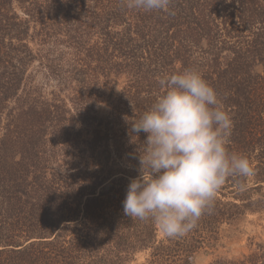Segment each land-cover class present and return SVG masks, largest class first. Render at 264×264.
<instances>
[{"label": "trees", "instance_id": "obj_1", "mask_svg": "<svg viewBox=\"0 0 264 264\" xmlns=\"http://www.w3.org/2000/svg\"><path fill=\"white\" fill-rule=\"evenodd\" d=\"M36 60L50 93L27 75ZM185 69L218 94L227 148L255 175L229 177L190 232L159 238L123 213L146 139L130 128L158 79ZM247 214L264 216V0H0V264H196ZM207 264H264V240Z\"/></svg>", "mask_w": 264, "mask_h": 264}, {"label": "clouds", "instance_id": "obj_2", "mask_svg": "<svg viewBox=\"0 0 264 264\" xmlns=\"http://www.w3.org/2000/svg\"><path fill=\"white\" fill-rule=\"evenodd\" d=\"M170 0H125L128 9L168 11ZM174 14V13H170ZM164 89L130 131L143 132L138 175L130 179L123 213L151 220L164 238L190 232L229 177H251L247 157L230 153L233 121L216 91L195 70L166 74Z\"/></svg>", "mask_w": 264, "mask_h": 264}, {"label": "rangeland", "instance_id": "obj_3", "mask_svg": "<svg viewBox=\"0 0 264 264\" xmlns=\"http://www.w3.org/2000/svg\"><path fill=\"white\" fill-rule=\"evenodd\" d=\"M34 49L39 51L40 48L34 46ZM46 73L41 69L39 61L36 60L28 70L27 75L29 78H33L34 85L40 88L42 92L50 93L54 90L55 81ZM102 112H105L104 108H102ZM83 160H87L86 153L83 155ZM158 235L159 238L163 237L160 232H158ZM252 238H254V241L264 240V216L247 214L234 225L222 227L219 246L216 250L197 256L195 262L196 264H207L219 257H226L227 259L239 257L241 253H247V245L249 239ZM147 256V252L139 253L132 264H147Z\"/></svg>", "mask_w": 264, "mask_h": 264}]
</instances>
